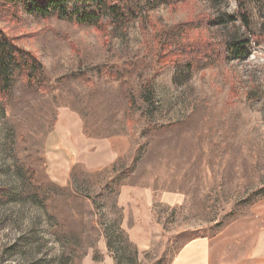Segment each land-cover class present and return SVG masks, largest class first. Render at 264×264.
Masks as SVG:
<instances>
[{"label": "rangeland", "instance_id": "rangeland-1", "mask_svg": "<svg viewBox=\"0 0 264 264\" xmlns=\"http://www.w3.org/2000/svg\"><path fill=\"white\" fill-rule=\"evenodd\" d=\"M245 3L249 31L236 0L143 9L107 35L0 17L45 84L17 73L0 96V264H62L73 246L78 264H172L199 238L217 264L251 260L264 233V0ZM201 15L227 23L190 41L249 40V57L190 74L159 61L157 44L175 49L173 28Z\"/></svg>", "mask_w": 264, "mask_h": 264}, {"label": "trees", "instance_id": "trees-1", "mask_svg": "<svg viewBox=\"0 0 264 264\" xmlns=\"http://www.w3.org/2000/svg\"><path fill=\"white\" fill-rule=\"evenodd\" d=\"M196 0H0V17L19 21L23 14L37 19L49 20L54 18L58 21L70 23L77 27L93 28L101 34H109L111 29L121 28L126 24L140 19L143 9L154 10L160 5L178 6L189 4ZM222 2L225 0H206ZM239 15L245 30L249 31L251 21L246 10L245 0H236ZM235 23V19H230ZM144 23V22H142ZM225 19L212 18L209 15H201L196 20L173 28L172 35H179L182 39L175 49H168L172 43L168 40L159 42V61L167 63L168 59L176 58V65L183 72L190 74L195 69L224 63L230 60L244 61L249 57L247 46L249 40L227 39L216 44L209 41H190L189 34L194 30L206 29L211 25H223ZM260 43L259 38H255ZM99 71H106L104 66H96ZM44 72L42 64L31 53L19 48L15 41L0 29V96L6 99L13 90V78L18 73L20 78L26 79L29 84L35 85L41 82ZM84 78V74L81 73ZM148 88L151 86L148 84ZM39 87H45L43 82ZM46 222L56 226L54 215L45 214ZM70 219L73 216L69 215ZM40 216L32 218L38 222ZM15 245L8 251H14ZM109 252L114 251L112 244H107ZM19 255H22L19 254ZM79 252L76 246L70 249L64 248L58 260L62 264H78ZM78 260V261H77Z\"/></svg>", "mask_w": 264, "mask_h": 264}, {"label": "crops", "instance_id": "crops-1", "mask_svg": "<svg viewBox=\"0 0 264 264\" xmlns=\"http://www.w3.org/2000/svg\"><path fill=\"white\" fill-rule=\"evenodd\" d=\"M126 193H128V195L134 194L130 191ZM130 212L132 213V210H130ZM138 229L144 232L141 237L145 239L149 238L147 233L150 231L147 228L142 229L137 226L133 228V231H138ZM132 242L139 247H145L140 244L141 242L135 241L134 239H132ZM172 264H217V262L213 260L211 241L205 238L189 241L180 249ZM245 264H264V233L261 234L257 241L251 260L246 261Z\"/></svg>", "mask_w": 264, "mask_h": 264}]
</instances>
